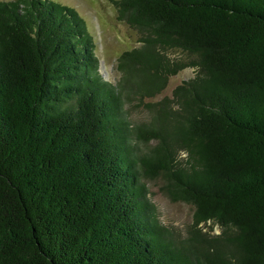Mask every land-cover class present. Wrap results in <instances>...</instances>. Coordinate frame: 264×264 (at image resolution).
I'll return each mask as SVG.
<instances>
[{
    "label": "trees",
    "instance_id": "trees-1",
    "mask_svg": "<svg viewBox=\"0 0 264 264\" xmlns=\"http://www.w3.org/2000/svg\"><path fill=\"white\" fill-rule=\"evenodd\" d=\"M110 1L141 33L116 85L74 8L0 1V264H264V0ZM156 179L193 208L184 236Z\"/></svg>",
    "mask_w": 264,
    "mask_h": 264
},
{
    "label": "rangeland",
    "instance_id": "rangeland-1",
    "mask_svg": "<svg viewBox=\"0 0 264 264\" xmlns=\"http://www.w3.org/2000/svg\"><path fill=\"white\" fill-rule=\"evenodd\" d=\"M16 1V0H0ZM68 7L74 8L85 20L89 33L92 35L94 54L99 62V71L102 77L109 83L116 85L122 78L118 68V59L126 51L138 48L141 43V33L120 20L115 5L110 0H54ZM171 58H182L178 51L170 52ZM195 70L187 68L177 75L169 78L164 90L154 97L137 99L131 105H126L132 124H147L150 121V113L147 104H157L164 98H173V91L177 86L193 78ZM154 142L150 143L153 145ZM142 149L147 146L139 144ZM185 154L180 153V158ZM148 190V198L156 207L159 221L174 234L185 235L186 228L192 223L193 208L182 202H172L162 192V180H143Z\"/></svg>",
    "mask_w": 264,
    "mask_h": 264
}]
</instances>
